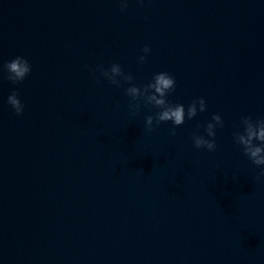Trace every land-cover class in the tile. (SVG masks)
<instances>
[{"label":"water","instance_id":"water-1","mask_svg":"<svg viewBox=\"0 0 264 264\" xmlns=\"http://www.w3.org/2000/svg\"><path fill=\"white\" fill-rule=\"evenodd\" d=\"M119 9L0 0V264H264V178L233 137L241 116L264 117V0ZM17 56L32 73L14 85L3 65ZM113 63L137 86L169 73L168 99L207 111L148 131L159 110L134 115L129 85L89 70ZM214 114L217 150L196 149Z\"/></svg>","mask_w":264,"mask_h":264},{"label":"clouds","instance_id":"clouds-1","mask_svg":"<svg viewBox=\"0 0 264 264\" xmlns=\"http://www.w3.org/2000/svg\"><path fill=\"white\" fill-rule=\"evenodd\" d=\"M137 3L142 5L144 0H137ZM119 4V10L124 12L129 8L130 0H119ZM151 51V47L145 45L142 49L144 54L138 57V62L145 63ZM3 69L7 72L6 79L14 85L23 83L32 73L31 63L23 56H17L13 60L4 63ZM89 70L92 72L98 71L104 79L114 86L122 87L123 83L128 84L125 94L131 98L130 106L134 115L140 111L142 105H148L159 110L155 116L148 115L146 117L148 131L153 130L154 123L159 126L161 123L171 121L175 126H181L185 124L186 119H194L199 112L207 111V102L204 97L194 99L187 109L183 104L172 103L168 98L176 91L177 83L175 77L167 72L157 73L150 82L137 86L133 83L135 78L131 74L125 73L119 63H113L111 68H105L101 64L97 68H89ZM19 95V91L14 90L9 95L7 103L14 109L17 116H23L26 105L22 103ZM218 126L222 128L224 121L219 114H214L205 128L206 136L193 135L195 148L215 152L217 150L215 138ZM171 135H176L175 127L171 130ZM233 137L235 142L242 147L244 155L260 168V172L256 176V181L260 182L261 178H264V117L254 119L250 115L241 116L240 124L233 132Z\"/></svg>","mask_w":264,"mask_h":264}]
</instances>
